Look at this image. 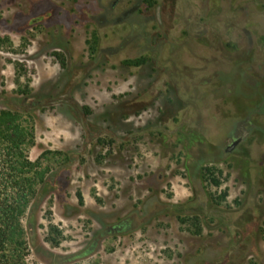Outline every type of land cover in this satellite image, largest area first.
Here are the masks:
<instances>
[{
  "label": "rangeland",
  "instance_id": "rangeland-1",
  "mask_svg": "<svg viewBox=\"0 0 264 264\" xmlns=\"http://www.w3.org/2000/svg\"><path fill=\"white\" fill-rule=\"evenodd\" d=\"M0 110L32 261L264 264V0H0Z\"/></svg>",
  "mask_w": 264,
  "mask_h": 264
},
{
  "label": "trees",
  "instance_id": "trees-1",
  "mask_svg": "<svg viewBox=\"0 0 264 264\" xmlns=\"http://www.w3.org/2000/svg\"><path fill=\"white\" fill-rule=\"evenodd\" d=\"M34 143V129L19 112L0 110V264H39L30 259L24 223L45 178L29 156Z\"/></svg>",
  "mask_w": 264,
  "mask_h": 264
},
{
  "label": "water",
  "instance_id": "water-1",
  "mask_svg": "<svg viewBox=\"0 0 264 264\" xmlns=\"http://www.w3.org/2000/svg\"><path fill=\"white\" fill-rule=\"evenodd\" d=\"M138 7H139V6H136V7L132 8V9H130L128 12H126V13L124 14V16L127 17L129 14H131V13H133L135 10H137ZM241 140H242L241 138L236 139L231 145H229V146L227 147L226 151H227V152H232V151L237 147V145L241 142Z\"/></svg>",
  "mask_w": 264,
  "mask_h": 264
},
{
  "label": "flooded vegetation",
  "instance_id": "flooded-vegetation-1",
  "mask_svg": "<svg viewBox=\"0 0 264 264\" xmlns=\"http://www.w3.org/2000/svg\"><path fill=\"white\" fill-rule=\"evenodd\" d=\"M236 139H237V138H236ZM236 139H234V140L232 141V143H233Z\"/></svg>",
  "mask_w": 264,
  "mask_h": 264
}]
</instances>
